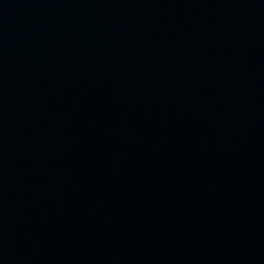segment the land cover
I'll return each mask as SVG.
<instances>
[{
	"label": "water",
	"instance_id": "water-1",
	"mask_svg": "<svg viewBox=\"0 0 264 264\" xmlns=\"http://www.w3.org/2000/svg\"><path fill=\"white\" fill-rule=\"evenodd\" d=\"M264 47V0H0V128Z\"/></svg>",
	"mask_w": 264,
	"mask_h": 264
}]
</instances>
